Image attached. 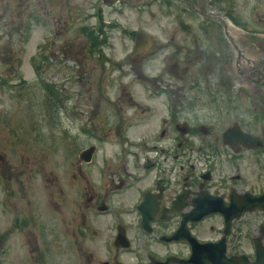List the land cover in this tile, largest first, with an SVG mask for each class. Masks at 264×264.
Masks as SVG:
<instances>
[{"label": "flooded vegetation", "instance_id": "obj_1", "mask_svg": "<svg viewBox=\"0 0 264 264\" xmlns=\"http://www.w3.org/2000/svg\"><path fill=\"white\" fill-rule=\"evenodd\" d=\"M117 1L101 0L112 13L121 10ZM98 20L101 142H122L117 173L96 200L79 166L74 200L67 196L73 174L63 196L54 174L50 182L35 169L15 175L0 159V212L30 258L20 264H72L75 252L93 258L101 250L114 264L123 253L136 264H176L189 255L188 235L199 243L195 264H264V211L255 207L264 201L250 210L249 200L264 195L262 50L244 63L252 40L227 37L213 20H177L165 22L152 55L146 44L131 53L136 31L105 22L102 12ZM126 44L130 52L116 58ZM156 65L161 74L151 73ZM40 182L50 187V200L39 199Z\"/></svg>", "mask_w": 264, "mask_h": 264}, {"label": "rangeland", "instance_id": "obj_2", "mask_svg": "<svg viewBox=\"0 0 264 264\" xmlns=\"http://www.w3.org/2000/svg\"><path fill=\"white\" fill-rule=\"evenodd\" d=\"M189 1L195 8L210 16L222 17L234 26L233 36L252 40L253 47L243 55L245 62L252 59L249 53L258 52L259 48L264 55V0ZM98 6L101 7L100 0H0V159L5 160L15 175L21 170L35 169L40 171V178L47 176L50 182L49 175L54 174L58 178V189L64 191L63 196L68 177L73 174L76 176L72 181L74 194L68 191L67 196L72 195L74 200H79L77 189L82 184V176L78 175L79 152L96 147L91 163L83 167L82 174L88 195L101 200V191L108 189L112 174L117 173L116 154L122 148V142L118 141L101 144V108L98 105L101 99V39L92 35L98 28L95 25ZM104 10L105 22H114L125 32L147 31L158 44L163 43L161 31L165 22L184 19L183 12L187 14L185 9L168 11L161 2L137 11L121 8L112 13L107 8ZM190 15L185 19H199ZM37 18L40 27L41 22L48 27L39 28ZM83 29L87 30L86 36L81 34ZM108 35L112 39L118 37L114 31ZM129 52L130 45L126 44L115 50L116 58H123ZM37 63L43 79L35 78L34 65ZM154 69L161 74L160 65L151 73ZM233 80L236 84L238 77L234 75ZM130 91L136 94L139 88ZM136 97L140 100L138 95ZM18 181L14 176V189ZM35 185L32 186L34 194ZM39 186V199L50 200L48 184L40 182ZM133 194L132 191L127 196L134 200ZM8 225V216L0 212V264L30 260L25 249L20 247L23 238L15 232L7 233ZM83 254L85 256L75 252L72 264H114L112 255L104 250L101 255L94 253L93 258ZM121 264H134L133 257L122 256Z\"/></svg>", "mask_w": 264, "mask_h": 264}, {"label": "water", "instance_id": "obj_3", "mask_svg": "<svg viewBox=\"0 0 264 264\" xmlns=\"http://www.w3.org/2000/svg\"><path fill=\"white\" fill-rule=\"evenodd\" d=\"M143 36H144L143 33H139V34L137 35L138 40H140V38H142ZM138 40H137V42H138ZM93 152H94V148H90V149H88V150L82 152V153L80 154V159L83 160V161H85V162H89L90 159H91V156H92ZM255 200H264V196L259 197V198H256ZM263 209H264V208H263ZM193 256H194V254H193ZM193 256H192V258H193Z\"/></svg>", "mask_w": 264, "mask_h": 264}]
</instances>
